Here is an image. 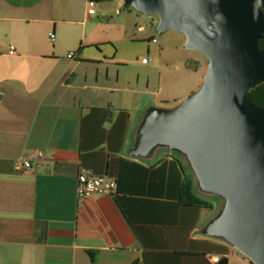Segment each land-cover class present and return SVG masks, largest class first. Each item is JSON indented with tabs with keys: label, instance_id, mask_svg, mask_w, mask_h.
<instances>
[{
	"label": "crops",
	"instance_id": "0c3cea01",
	"mask_svg": "<svg viewBox=\"0 0 264 264\" xmlns=\"http://www.w3.org/2000/svg\"><path fill=\"white\" fill-rule=\"evenodd\" d=\"M70 6L0 0V264H215L208 242L230 246L204 235L214 209L180 205L186 161L130 155L157 104L120 82L117 55L101 50L117 39H89L93 16ZM82 170L116 180V195L79 199Z\"/></svg>",
	"mask_w": 264,
	"mask_h": 264
},
{
	"label": "water",
	"instance_id": "95a60500",
	"mask_svg": "<svg viewBox=\"0 0 264 264\" xmlns=\"http://www.w3.org/2000/svg\"><path fill=\"white\" fill-rule=\"evenodd\" d=\"M158 19L160 35L186 37L208 60L200 90L179 106L150 109L130 155L159 148L188 164L197 187L221 200L204 235L264 264V108L248 99L264 85V0H123Z\"/></svg>",
	"mask_w": 264,
	"mask_h": 264
},
{
	"label": "rangeland",
	"instance_id": "374dc122",
	"mask_svg": "<svg viewBox=\"0 0 264 264\" xmlns=\"http://www.w3.org/2000/svg\"><path fill=\"white\" fill-rule=\"evenodd\" d=\"M67 1L73 10L78 11L80 21L84 16L86 18L87 0ZM67 8L65 6L64 9ZM96 9V15L88 26L87 37L117 39L111 45H103L101 50L104 54L117 55L119 66L115 71L120 72V82L129 84L135 91V99L139 100L142 96L152 105L157 104V109L169 110L179 106L200 90L207 72L208 60L199 52L185 49L186 37L183 34L171 31L160 35L157 32V18L125 8L123 0H101L96 4ZM58 13L60 9L57 10ZM140 28H144L145 32L141 33ZM145 37L148 40L144 39ZM87 51L94 52L93 49ZM144 59H152V62L143 65ZM160 151L178 155L163 148L157 149L155 154ZM185 163L189 167L187 162ZM195 189L218 213L221 200L216 196L202 193L197 184ZM235 251L231 257V264L249 263L244 255Z\"/></svg>",
	"mask_w": 264,
	"mask_h": 264
},
{
	"label": "built area",
	"instance_id": "2783aa9c",
	"mask_svg": "<svg viewBox=\"0 0 264 264\" xmlns=\"http://www.w3.org/2000/svg\"><path fill=\"white\" fill-rule=\"evenodd\" d=\"M88 15H96V2L95 0L88 1ZM51 39L54 41L55 36L50 35ZM156 43V41H153ZM11 53L14 54V48H11ZM74 54H70L69 58H74ZM152 62V59H144L143 65H148ZM1 100V93H0ZM43 158L42 153L31 157L29 160H20L15 163V170L18 172H28L32 169L34 164L38 163ZM117 192V182L107 176H94L90 171L82 170L78 177L77 184V196L79 199L87 200L94 195H105L113 197ZM215 264H218L220 259H213Z\"/></svg>",
	"mask_w": 264,
	"mask_h": 264
},
{
	"label": "trees",
	"instance_id": "16d2710c",
	"mask_svg": "<svg viewBox=\"0 0 264 264\" xmlns=\"http://www.w3.org/2000/svg\"><path fill=\"white\" fill-rule=\"evenodd\" d=\"M96 1L99 3L101 0H96ZM263 15H264V11H263ZM259 48L264 50V38L259 42ZM248 99L253 103V105L260 108H264V85H261L257 87V89L251 91L249 93ZM178 199L180 205L186 208H197V209H205V210L214 209L213 205L210 202L202 199L199 195L196 194L195 182L193 177H187V176L185 177L182 186L180 188ZM208 245L210 252H213L217 255H223L222 259H220L218 264H229V260L224 256L232 251L230 247L217 241H213V242L210 241L208 242ZM204 256H205L204 254H193V257L199 259L204 258ZM132 264H140V262L135 261ZM248 264H252V263L249 262Z\"/></svg>",
	"mask_w": 264,
	"mask_h": 264
}]
</instances>
